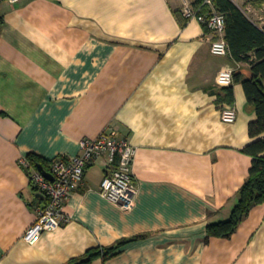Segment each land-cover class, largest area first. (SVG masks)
<instances>
[{
	"label": "crops",
	"instance_id": "0c3cea01",
	"mask_svg": "<svg viewBox=\"0 0 264 264\" xmlns=\"http://www.w3.org/2000/svg\"><path fill=\"white\" fill-rule=\"evenodd\" d=\"M233 1L259 26L264 0ZM181 5L0 0V264H68L138 235L89 264H264V202L231 236L207 237L208 224L230 217L248 176L252 157L242 149L256 116L241 81L253 72L229 51L213 54L216 35ZM223 69L237 78L230 103L216 82ZM226 108L234 122L221 119ZM107 128L135 148L132 208L99 193L114 167L104 155L67 198L69 222L23 240L47 201L29 172H48L52 159L78 154L81 138Z\"/></svg>",
	"mask_w": 264,
	"mask_h": 264
},
{
	"label": "built area",
	"instance_id": "2783aa9c",
	"mask_svg": "<svg viewBox=\"0 0 264 264\" xmlns=\"http://www.w3.org/2000/svg\"><path fill=\"white\" fill-rule=\"evenodd\" d=\"M205 11L195 7L189 0H182L181 12L187 19H195L212 31L216 38L211 42L210 50L215 55H226L228 47L224 38V15L212 6L211 0H204ZM258 25L264 29V14L257 17ZM233 71L223 69L218 72L216 82L227 87L232 84ZM224 122H234L236 111L233 108L221 110ZM80 151L69 158H54L50 161L46 177L41 170L30 173L33 187L47 199L42 207L37 208V217L23 233V240L34 243L44 231L53 230L71 219L65 211V203L83 181L85 168L101 156H107V162L114 167L100 183L99 193L124 210H129L135 203L137 187L133 182L131 165L135 148L125 139L119 138L112 128L102 131L96 138L83 137L79 140Z\"/></svg>",
	"mask_w": 264,
	"mask_h": 264
},
{
	"label": "trees",
	"instance_id": "16d2710c",
	"mask_svg": "<svg viewBox=\"0 0 264 264\" xmlns=\"http://www.w3.org/2000/svg\"><path fill=\"white\" fill-rule=\"evenodd\" d=\"M211 1L212 6L224 15V38L231 57L237 62L249 64L253 72L251 78L243 79L241 82L247 102L254 106L256 116L248 125L249 136L254 140L242 149L252 157V161L248 176L238 190L237 203L227 220L207 225V237L227 238L235 232L238 224L253 205L264 202V29L249 19L233 0ZM203 2L204 0H194L193 5L205 11L207 6ZM204 27L208 29L205 25ZM234 78L237 79L233 74ZM225 90V100L230 103L233 98L232 88L227 86ZM27 160L34 165L38 162L34 155H29ZM139 236L141 235L137 237ZM137 237L121 239L109 247L90 248L68 264H89L98 257L106 260Z\"/></svg>",
	"mask_w": 264,
	"mask_h": 264
},
{
	"label": "water",
	"instance_id": "95a60500",
	"mask_svg": "<svg viewBox=\"0 0 264 264\" xmlns=\"http://www.w3.org/2000/svg\"><path fill=\"white\" fill-rule=\"evenodd\" d=\"M39 170H41L46 177L51 178L49 172L43 170L41 166H39Z\"/></svg>",
	"mask_w": 264,
	"mask_h": 264
},
{
	"label": "rangeland",
	"instance_id": "374dc122",
	"mask_svg": "<svg viewBox=\"0 0 264 264\" xmlns=\"http://www.w3.org/2000/svg\"><path fill=\"white\" fill-rule=\"evenodd\" d=\"M236 1V0H235Z\"/></svg>",
	"mask_w": 264,
	"mask_h": 264
}]
</instances>
